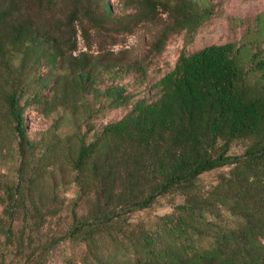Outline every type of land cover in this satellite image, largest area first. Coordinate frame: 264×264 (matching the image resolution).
Wrapping results in <instances>:
<instances>
[{"label": "trees", "instance_id": "16d2710c", "mask_svg": "<svg viewBox=\"0 0 264 264\" xmlns=\"http://www.w3.org/2000/svg\"><path fill=\"white\" fill-rule=\"evenodd\" d=\"M54 1L0 0V79L7 77L11 83L0 92V101L13 124L20 158L16 186L6 185L5 192L13 191L11 198L17 195L19 206L33 197V190L27 196L24 188L30 154L38 143L28 137L23 116L29 104L45 103L60 117L72 112L81 122L74 134V182L87 198L94 193L89 187L98 183L105 205L100 212L98 206L90 221L78 222L76 231L45 242L43 255L33 264H46L50 250L77 235L89 249L88 264L115 261L123 250L124 264H264L262 51H256V45L235 43L207 46L192 54L182 51L173 69L153 85L155 96L132 102L136 95L127 94L121 81L132 74L143 81L142 63L123 61V52L99 49L89 54L88 49L75 54L73 48L66 53L53 34L54 25L45 29L22 15L24 5L44 12ZM100 3V13L91 10L92 15L116 30L130 32L138 22L153 23L158 15H166L168 24L150 42L155 54L172 32L184 30L192 36L213 12L208 0H124L120 15L107 1ZM42 63L51 70L50 77L39 74ZM51 80L52 95L45 99L42 91ZM129 104L121 119L98 131L90 129L93 116ZM245 141L242 153L229 154L234 143ZM219 169L227 171L201 193L195 184L198 178ZM29 184L35 187V180ZM178 190L186 191L184 203L174 208L175 218H161L157 231L95 235L112 227L115 211L108 209L112 201L142 210L157 196ZM220 209L230 214L234 226L218 225ZM2 216L11 217L9 206ZM11 233L9 226L8 240ZM205 236L211 237L210 245L198 246L195 240ZM106 243L113 249L111 255H105Z\"/></svg>", "mask_w": 264, "mask_h": 264}, {"label": "rangeland", "instance_id": "374dc122", "mask_svg": "<svg viewBox=\"0 0 264 264\" xmlns=\"http://www.w3.org/2000/svg\"><path fill=\"white\" fill-rule=\"evenodd\" d=\"M115 15H120L124 0H105ZM213 9L212 16L195 34L185 31L172 32L159 54L151 51L150 42L168 24L166 15H158L153 23L135 24L130 32L116 30L106 21H100L91 10L100 13V0H55L52 7L44 12L33 11L31 6L21 7L23 16H30L36 24L45 29L54 25V36L66 53L75 48V54L89 49V54L100 50L114 53L123 52L120 59L136 61L145 68V79L136 81L134 75L123 78L121 84L126 86L127 94H133L135 100L155 96L153 85L170 72L179 54L184 51L192 54L207 46L235 43L237 45H256V51L264 56V0H208ZM131 12V9L127 10ZM92 12V13H91ZM36 26V25H35ZM59 66L61 63L58 64ZM51 70L45 63L41 64L40 75L50 77ZM53 80L42 96L49 99L52 95ZM11 87L9 79H0V92ZM2 91V92H3ZM25 99V98H24ZM24 99L21 101L23 104ZM89 102L91 101L88 96ZM46 102V101H45ZM50 104H29L24 113L28 137L36 141L37 149L31 153L27 168V185L25 193L33 190V197L25 205L19 206L12 199L10 191L6 194L5 186L14 187L19 179L20 158L17 153V140L13 124L7 117L6 109L0 101V264H33L34 259L43 255L45 242L59 240L70 231H76L80 221H90L94 214L103 209L104 197L99 184L90 186L94 193L88 198L80 194L74 182L73 157L75 154L74 134L80 127V121L72 112L61 114ZM130 105L118 109H108L99 116H93L89 127L98 131L103 126L121 119L130 109ZM60 108V107H59ZM58 108V109H59ZM83 130H84V126ZM88 135V137H90ZM248 142H236L229 154L243 152ZM227 169H219L201 175L196 181V188L206 193L214 186L221 174ZM35 180V187L29 181ZM186 191H172L157 196L145 209L135 210L129 205L112 201L108 205L112 227L97 230L96 236H107L108 231L119 234L121 230L151 231L159 228L161 218L173 216L174 208L183 204ZM80 196V197H79ZM28 199V198H27ZM5 201V206H3ZM23 201H21L22 203ZM9 206L11 217H3L4 207ZM3 218V220H1ZM27 222L24 224V220ZM217 223L220 227L234 226V219L225 209H220ZM9 226L11 239L8 240ZM165 236V235H162ZM20 240H24L23 243ZM196 244L202 247L210 245L211 237L197 238ZM167 242V241H163ZM105 255H111L113 249L105 245ZM126 252V250H123ZM123 251L116 253V260L109 258L105 264H124ZM89 249L81 236L60 241L49 251L46 264H88Z\"/></svg>", "mask_w": 264, "mask_h": 264}]
</instances>
